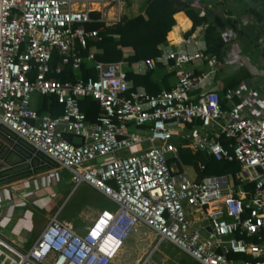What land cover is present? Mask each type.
<instances>
[{
  "label": "built area",
  "instance_id": "2783aa9c",
  "mask_svg": "<svg viewBox=\"0 0 264 264\" xmlns=\"http://www.w3.org/2000/svg\"><path fill=\"white\" fill-rule=\"evenodd\" d=\"M126 5L0 0V172L19 167L35 175L55 167L74 188L84 183L114 205L81 234L52 216L25 251L0 238V264H111L139 226L155 235L153 250L167 242L195 264H264V114L240 110L258 93L220 95L218 59L192 37L166 42L158 57L130 67L98 61L92 51L83 56L88 40L98 38L85 25L119 23ZM54 54L59 61L52 67ZM86 62L95 78L81 77ZM152 63L173 75L170 89L149 93L127 79L128 71L141 73ZM66 66L75 81L54 77ZM32 95L54 98L62 114L39 115ZM88 97L100 109L93 123L79 107ZM175 140L217 162L237 163L239 173L190 178L172 166L179 163ZM20 148L25 154L7 162ZM242 182L253 190L237 193L235 183ZM151 254L138 264H150Z\"/></svg>",
  "mask_w": 264,
  "mask_h": 264
},
{
  "label": "crops",
  "instance_id": "0c3cea01",
  "mask_svg": "<svg viewBox=\"0 0 264 264\" xmlns=\"http://www.w3.org/2000/svg\"><path fill=\"white\" fill-rule=\"evenodd\" d=\"M187 1L190 2L192 10L197 13L199 17L205 18V22H202L191 31L192 22L190 19L182 12L177 13L174 16L175 25L167 34L166 42L174 45L185 38L192 37L196 38L198 41H204L206 44L204 30L207 24L213 23L216 25L223 41L221 57L218 59L219 64L216 66V72L214 74L217 92L222 95L226 90L230 89L239 92V94L243 96H247L249 92L256 91L258 97L254 100H249L240 110L241 113L247 117H258L263 115L264 0ZM146 4L137 14H131V10L128 8L125 11V16L131 18L143 14ZM131 6V8L134 9L136 3ZM201 13L205 15L201 16ZM171 32L172 38L169 36ZM89 51L95 54L98 53L95 48H90ZM131 54V49H123L124 57ZM157 65L158 64L152 63L148 66H142L143 69L141 70L143 72L133 73L144 74L146 71H152V80L161 90L165 89L164 85L161 83L162 78L170 73H168L167 69L163 66L158 67ZM165 81L171 87L174 83L173 75L165 77ZM235 103H237V99H235ZM224 106L225 108H229L228 103H224ZM187 128V126L184 127V130ZM21 154H25V148H20L15 154H7V162L10 164L16 162ZM172 166L178 171H185L190 178L196 179L197 177V173L192 166L184 165L180 163V161L178 164L173 162ZM56 171L55 167H50V169L42 167L35 175H29L25 169L16 167L13 170L0 172L2 177L0 180V217L2 213H4L3 218H0V238L13 248L25 251L37 236L31 243V239L28 238V241L24 243L25 238L23 239V237H21L20 232L18 234V231L9 229L7 226L11 225L13 222L12 219L15 213L18 212L17 209L25 207V205L36 206V201H40L43 196L41 193L43 187L40 186L39 180L45 179V174L51 176L56 175V177H58V173L55 174ZM27 182L32 183L31 189L24 186ZM244 183L246 182H242L241 184L235 183V191L237 193H239V190L245 194L250 193L246 192L243 188ZM98 213L99 212H97L96 215ZM6 218L8 220L3 225ZM29 243L30 245L27 247L26 245Z\"/></svg>",
  "mask_w": 264,
  "mask_h": 264
},
{
  "label": "trees",
  "instance_id": "16d2710c",
  "mask_svg": "<svg viewBox=\"0 0 264 264\" xmlns=\"http://www.w3.org/2000/svg\"><path fill=\"white\" fill-rule=\"evenodd\" d=\"M181 12L192 22L191 31L205 22V18L199 17L192 10L190 2L187 0H147L143 14L131 18L124 16L121 22L108 26L102 22L86 24V30L97 31L99 39L88 40V48L82 51V55H87L90 48H95L98 51L95 54L96 60L103 62L124 61L129 67L137 62L153 60L160 55L163 46L166 44L167 34L175 25L174 16ZM91 17L96 19L98 14L92 13ZM169 36L172 38V32ZM204 39L207 47L205 53L220 59L223 41L216 25L207 24L204 30ZM126 48L131 49L132 54L124 57L123 49ZM58 61L59 58L54 54L52 67L57 65ZM157 66L160 67L161 65L158 64ZM80 74L83 79L95 78V72L91 64L87 62L82 64ZM170 75L172 74L165 75V77ZM54 77L60 81H75L76 75L69 66H66L60 75ZM165 77L162 78L161 83L165 89H170ZM127 79L134 86L144 87L149 93L160 91L159 86L152 80V71H146L144 74H134L132 71H128ZM36 98L35 109L39 115L49 114L52 117H57L62 114L63 109L54 98L42 96ZM222 106L225 108L224 104ZM79 107L88 123H93L100 112L98 103L89 97L82 99ZM179 141H176L178 159L180 163L194 168L197 173L196 180H201L206 176L239 173L237 163L217 162L203 153H192L191 150L181 147V141ZM222 142L225 143L224 140ZM198 164H202L204 169L200 170ZM243 188L246 192H251L254 184L244 183Z\"/></svg>",
  "mask_w": 264,
  "mask_h": 264
},
{
  "label": "rangeland",
  "instance_id": "374dc122",
  "mask_svg": "<svg viewBox=\"0 0 264 264\" xmlns=\"http://www.w3.org/2000/svg\"><path fill=\"white\" fill-rule=\"evenodd\" d=\"M123 1L127 4L125 11L130 8L131 14H137L145 6L147 0ZM135 3L136 7L132 9L131 5ZM36 99L35 95L31 96L30 104L33 108ZM56 173H58V177L45 174V179L39 180L40 186L43 187L41 191L43 196L40 201H36V206L25 205V207L17 209L18 212L15 213L13 222L7 226L9 229L18 231V234L20 232L21 237L25 238L24 243L28 239H31V243L52 216L57 215L59 220L70 223L73 229L81 234L84 233L85 228L97 212L103 209H114L111 201L101 193L84 183L74 188L73 184L66 178L65 172L56 171ZM24 186L31 189L32 183L27 182ZM3 216L4 213L0 218ZM7 220V218L4 220L3 225ZM154 240L155 235L148 228L137 227L131 232L111 264H138L150 253H152L150 264H195L188 256L167 242L161 243L156 250H153ZM30 243L26 246L28 247Z\"/></svg>",
  "mask_w": 264,
  "mask_h": 264
}]
</instances>
